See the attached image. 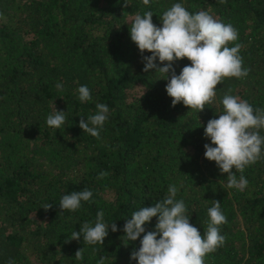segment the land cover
<instances>
[{
  "label": "trees",
  "instance_id": "trees-1",
  "mask_svg": "<svg viewBox=\"0 0 264 264\" xmlns=\"http://www.w3.org/2000/svg\"><path fill=\"white\" fill-rule=\"evenodd\" d=\"M175 3L231 23L243 66L250 69L247 77L218 85L214 102L200 113L182 103L172 106L168 81L155 70L143 71L130 38L132 16L151 11L153 23L162 27L163 12ZM124 5L125 0H0V264H98L101 257L104 264H138L131 253L155 230L157 218L135 242L124 236V224L141 207L162 201L169 185L177 187L176 199L185 202L201 235L213 200L221 202L226 241L205 264H264V159L245 169L249 184L239 191L227 187V175L204 155V145H211L204 128L223 112L225 94L264 109V0ZM186 65V58L176 61L175 73ZM80 86L89 88L91 100L80 101ZM97 103L109 108L99 139L79 127L82 117L96 114ZM55 108L66 112L59 129L46 123ZM101 172L108 175L98 179ZM83 189L92 192L91 199L63 212L62 196ZM48 204L53 206L43 209ZM100 211L118 229L109 227L103 245L68 240L85 222L94 226ZM80 249L83 259L77 260Z\"/></svg>",
  "mask_w": 264,
  "mask_h": 264
},
{
  "label": "clouds",
  "instance_id": "clouds-1",
  "mask_svg": "<svg viewBox=\"0 0 264 264\" xmlns=\"http://www.w3.org/2000/svg\"><path fill=\"white\" fill-rule=\"evenodd\" d=\"M145 5L149 0H143ZM127 7V0H125ZM162 27L153 23V13L135 14L131 17L129 28L131 41L138 47L143 71L162 74L165 80L167 95L172 106L182 103L190 110L203 112L206 105L212 104L217 95V86L226 78L242 79L249 75L250 69L243 66L238 41V30L231 23H224L214 18L208 11L189 12L181 3H175L163 12ZM234 45V46H230ZM151 53L150 57L143 56ZM187 59L190 65L182 68L179 75L173 64ZM160 62L158 66L156 61ZM170 77V78H169ZM63 90L62 84L56 85ZM231 92V89H229ZM81 102L91 100L87 86L78 88ZM96 114L81 118L79 127L84 133L99 139L100 129L108 119L109 108L106 104H96ZM223 112L208 121L204 128L205 137L211 145L205 144V158L215 162L222 174L227 175V187L244 191L249 181L243 175L245 169L264 159V109L256 108L239 96L225 94L222 98ZM66 120V112L57 111L47 117L49 127L59 129ZM214 145V147L212 146ZM235 170V171H234ZM237 173H240L237 177ZM101 172L98 179L107 176ZM178 189L169 185L168 195L150 207H141L127 219L123 232L130 242H135L146 232L145 225L154 217L157 218L155 230L147 231L140 240L139 250H133L130 259L138 264H205V257L214 253L225 244L226 237L221 234V226L227 223V217L221 210V202L213 200L208 209L209 222L206 231L201 235L197 227L190 223L185 202L177 200ZM88 189L73 191L62 196L59 207L74 212L81 207V202L91 199ZM48 204L43 209L48 210ZM109 227L115 233L116 223L110 226L104 222V212L97 213L94 226L85 222L79 232L73 231L68 240L84 244L103 245L109 234ZM67 242V241H66ZM84 249L77 250L75 258L83 259ZM104 257L98 264H104ZM9 264H14L9 261Z\"/></svg>",
  "mask_w": 264,
  "mask_h": 264
}]
</instances>
